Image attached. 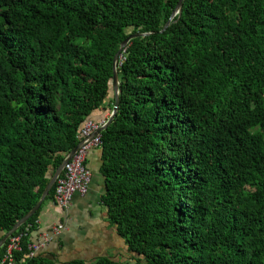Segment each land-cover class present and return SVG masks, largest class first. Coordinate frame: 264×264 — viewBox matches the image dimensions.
<instances>
[{
  "label": "trees",
  "instance_id": "16d2710c",
  "mask_svg": "<svg viewBox=\"0 0 264 264\" xmlns=\"http://www.w3.org/2000/svg\"><path fill=\"white\" fill-rule=\"evenodd\" d=\"M179 1L0 0V240L113 111L115 56L147 33L101 132V200L132 260L66 264H264V0H184L170 21ZM55 187L16 264H59L28 256Z\"/></svg>",
  "mask_w": 264,
  "mask_h": 264
},
{
  "label": "crops",
  "instance_id": "0c3cea01",
  "mask_svg": "<svg viewBox=\"0 0 264 264\" xmlns=\"http://www.w3.org/2000/svg\"><path fill=\"white\" fill-rule=\"evenodd\" d=\"M111 113L112 109L107 103L93 112L89 119L108 121ZM101 155L100 148L92 149L88 154L86 165L92 172V183L87 195L76 194L67 208L57 206L53 199L43 205L38 223L29 236L30 243L40 240L42 234L51 233L59 225L64 228L53 234L51 242L39 256L66 264L74 260L92 262L103 256L119 259L117 255L126 253L125 244L110 223L101 200L106 192L105 180L100 173Z\"/></svg>",
  "mask_w": 264,
  "mask_h": 264
},
{
  "label": "built area",
  "instance_id": "2783aa9c",
  "mask_svg": "<svg viewBox=\"0 0 264 264\" xmlns=\"http://www.w3.org/2000/svg\"><path fill=\"white\" fill-rule=\"evenodd\" d=\"M106 123L107 120L95 122L88 119L81 128L78 150L65 165L63 173L56 181L53 201L57 206L67 208L70 206L76 194L81 196L88 194L92 183V172L86 165L88 154L92 149L101 148L102 140L100 131L105 127ZM63 228L62 225H59L52 229L51 233L42 234L40 240L30 243L28 246L29 258L37 257L51 242L53 234L59 233ZM31 229L32 226H28L23 232L13 234L8 239L5 251L0 258V264H16L15 253L21 251L22 240L28 235Z\"/></svg>",
  "mask_w": 264,
  "mask_h": 264
},
{
  "label": "water",
  "instance_id": "95a60500",
  "mask_svg": "<svg viewBox=\"0 0 264 264\" xmlns=\"http://www.w3.org/2000/svg\"><path fill=\"white\" fill-rule=\"evenodd\" d=\"M183 1L184 0H180L176 10L174 11V13L172 14L170 21L176 16L179 15L182 12V7H183ZM170 21L167 23V25L165 26V28L163 29V31H165L168 26L170 25ZM161 31V32H163ZM148 35L147 33L144 34H134L131 35L128 39H126L121 47V50L117 53V55L115 56L114 59V77H113V87H114V92H115V105L113 107V111L112 114L110 116V118L108 119L106 125L104 128L101 129L100 132H103L113 121V118L115 116V114L118 111L119 108V103H120V90H119V85H120V80H119V76H118V72H117V65L118 62L120 60V57L122 56V50L124 48H126L129 44V42L134 39L137 38L139 36H145ZM78 150V146L72 150L67 157L65 158V160L63 161V163L58 167V169L55 171V173L53 174V176L51 177L40 201L37 203V205L25 216L23 217L9 232H7L3 238L0 240V248H2L5 243L7 242V240L16 232L18 231V229L24 225L36 212H38L42 206V204L45 202L46 198L48 197L51 189L53 188V186L56 184L57 179L61 176V174L64 171L65 165L70 161V159L72 158V156L75 154V152Z\"/></svg>",
  "mask_w": 264,
  "mask_h": 264
},
{
  "label": "rangeland",
  "instance_id": "374dc122",
  "mask_svg": "<svg viewBox=\"0 0 264 264\" xmlns=\"http://www.w3.org/2000/svg\"><path fill=\"white\" fill-rule=\"evenodd\" d=\"M120 59H124L122 56L120 57ZM119 257V259H122V260H132V258L128 255V253H121L119 255H117Z\"/></svg>",
  "mask_w": 264,
  "mask_h": 264
}]
</instances>
